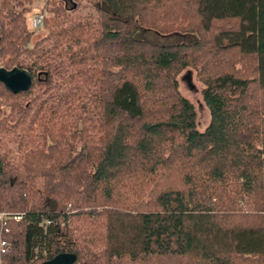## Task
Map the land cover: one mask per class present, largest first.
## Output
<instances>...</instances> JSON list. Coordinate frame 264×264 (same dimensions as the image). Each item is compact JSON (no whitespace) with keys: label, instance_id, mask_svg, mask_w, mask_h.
<instances>
[{"label":"trees","instance_id":"obj_1","mask_svg":"<svg viewBox=\"0 0 264 264\" xmlns=\"http://www.w3.org/2000/svg\"><path fill=\"white\" fill-rule=\"evenodd\" d=\"M33 3L0 0V264H264V0H43L32 41Z\"/></svg>","mask_w":264,"mask_h":264},{"label":"rangeland","instance_id":"obj_2","mask_svg":"<svg viewBox=\"0 0 264 264\" xmlns=\"http://www.w3.org/2000/svg\"><path fill=\"white\" fill-rule=\"evenodd\" d=\"M42 8L43 0H34L33 7L31 11L26 14V17L35 11H41ZM31 31L33 34L32 41L45 32L40 25L35 30ZM135 36L157 44L188 43L195 37L193 33L172 32L162 34L143 27H139ZM176 82L179 92L192 104L195 110L197 130L202 131L208 123L209 115L201 97L203 84L198 81L195 75V69L188 67L181 70L176 76Z\"/></svg>","mask_w":264,"mask_h":264},{"label":"water","instance_id":"obj_3","mask_svg":"<svg viewBox=\"0 0 264 264\" xmlns=\"http://www.w3.org/2000/svg\"><path fill=\"white\" fill-rule=\"evenodd\" d=\"M30 83L31 77L26 70L15 66L9 69L0 66V84L11 93L26 90L30 86ZM74 258L73 254L61 253L40 264H72Z\"/></svg>","mask_w":264,"mask_h":264},{"label":"built area","instance_id":"obj_4","mask_svg":"<svg viewBox=\"0 0 264 264\" xmlns=\"http://www.w3.org/2000/svg\"><path fill=\"white\" fill-rule=\"evenodd\" d=\"M43 18V13L41 11H35L26 17L27 27L29 30H35L41 24ZM9 216L5 212H0V223L3 224L5 219H8ZM14 219H18L17 216H14ZM4 231H7L4 229ZM7 249L5 242L0 238V253H3Z\"/></svg>","mask_w":264,"mask_h":264}]
</instances>
